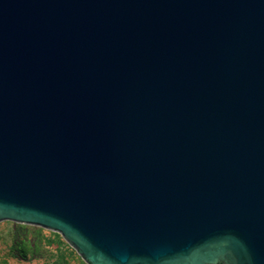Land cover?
Returning a JSON list of instances; mask_svg holds the SVG:
<instances>
[{
    "label": "water",
    "instance_id": "water-1",
    "mask_svg": "<svg viewBox=\"0 0 264 264\" xmlns=\"http://www.w3.org/2000/svg\"><path fill=\"white\" fill-rule=\"evenodd\" d=\"M1 222L264 264V0H0Z\"/></svg>",
    "mask_w": 264,
    "mask_h": 264
},
{
    "label": "rangeland",
    "instance_id": "rangeland-1",
    "mask_svg": "<svg viewBox=\"0 0 264 264\" xmlns=\"http://www.w3.org/2000/svg\"><path fill=\"white\" fill-rule=\"evenodd\" d=\"M11 222L0 223V264H86L62 238L53 237V232L43 230L51 243L46 246L47 254L41 259H30L21 261L13 258L11 245V231L13 229ZM56 234V233H53Z\"/></svg>",
    "mask_w": 264,
    "mask_h": 264
},
{
    "label": "trees",
    "instance_id": "trees-1",
    "mask_svg": "<svg viewBox=\"0 0 264 264\" xmlns=\"http://www.w3.org/2000/svg\"><path fill=\"white\" fill-rule=\"evenodd\" d=\"M11 231L10 251L13 258L21 261L41 259L47 254L46 246L51 243L43 229L31 226L13 224ZM56 239L57 234H51Z\"/></svg>",
    "mask_w": 264,
    "mask_h": 264
}]
</instances>
